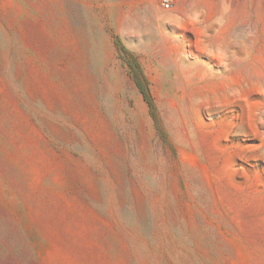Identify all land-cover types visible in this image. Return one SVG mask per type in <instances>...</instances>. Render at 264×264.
<instances>
[{
    "label": "rangeland",
    "instance_id": "obj_1",
    "mask_svg": "<svg viewBox=\"0 0 264 264\" xmlns=\"http://www.w3.org/2000/svg\"><path fill=\"white\" fill-rule=\"evenodd\" d=\"M0 264H264V0H0Z\"/></svg>",
    "mask_w": 264,
    "mask_h": 264
},
{
    "label": "trees",
    "instance_id": "obj_2",
    "mask_svg": "<svg viewBox=\"0 0 264 264\" xmlns=\"http://www.w3.org/2000/svg\"><path fill=\"white\" fill-rule=\"evenodd\" d=\"M115 45L117 49L120 51L122 54V58L124 62L126 63L129 72L132 74L133 77H136L135 75L138 73H141L140 67L137 64L136 58L127 50L121 39L116 38L115 39ZM137 85L143 94L145 100L149 103L151 107V102H150V96H149V91L148 89H145L141 84L137 82Z\"/></svg>",
    "mask_w": 264,
    "mask_h": 264
},
{
    "label": "built area",
    "instance_id": "obj_3",
    "mask_svg": "<svg viewBox=\"0 0 264 264\" xmlns=\"http://www.w3.org/2000/svg\"><path fill=\"white\" fill-rule=\"evenodd\" d=\"M166 8H169V4H165Z\"/></svg>",
    "mask_w": 264,
    "mask_h": 264
}]
</instances>
